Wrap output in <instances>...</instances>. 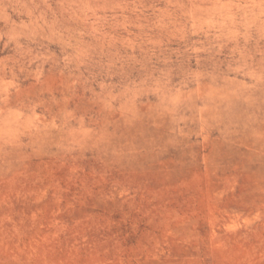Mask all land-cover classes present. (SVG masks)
Returning <instances> with one entry per match:
<instances>
[{"label": "rangeland", "instance_id": "rangeland-1", "mask_svg": "<svg viewBox=\"0 0 264 264\" xmlns=\"http://www.w3.org/2000/svg\"><path fill=\"white\" fill-rule=\"evenodd\" d=\"M0 264H264V0H0Z\"/></svg>", "mask_w": 264, "mask_h": 264}]
</instances>
